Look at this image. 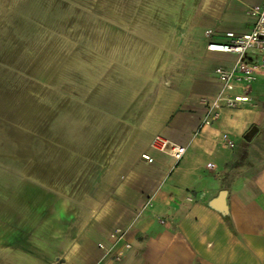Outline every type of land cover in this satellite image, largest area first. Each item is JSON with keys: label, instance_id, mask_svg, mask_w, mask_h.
I'll use <instances>...</instances> for the list:
<instances>
[{"label": "rangeland", "instance_id": "obj_1", "mask_svg": "<svg viewBox=\"0 0 264 264\" xmlns=\"http://www.w3.org/2000/svg\"><path fill=\"white\" fill-rule=\"evenodd\" d=\"M197 15L198 0H0V244L51 242L113 197L155 106L197 81Z\"/></svg>", "mask_w": 264, "mask_h": 264}, {"label": "crops", "instance_id": "obj_2", "mask_svg": "<svg viewBox=\"0 0 264 264\" xmlns=\"http://www.w3.org/2000/svg\"><path fill=\"white\" fill-rule=\"evenodd\" d=\"M261 4L264 0H198L197 81L170 89L155 106L142 127V148L113 197L83 220L73 217L69 228L54 231L51 242L0 244V264H56L58 258L96 264L104 255L99 244L112 245L110 234L118 227L126 229L131 248L108 264H264V72L249 91L252 103L223 107L206 124L203 103L220 89L215 69L230 67L236 58L208 51L209 42L225 39L229 31L250 32L256 17L249 9ZM246 58L258 61L252 53ZM155 135L186 147L180 161L151 148Z\"/></svg>", "mask_w": 264, "mask_h": 264}, {"label": "built area", "instance_id": "obj_3", "mask_svg": "<svg viewBox=\"0 0 264 264\" xmlns=\"http://www.w3.org/2000/svg\"><path fill=\"white\" fill-rule=\"evenodd\" d=\"M249 13L256 17L255 24L250 32L237 34L229 31L225 33V39H212L207 46L210 52L234 54L236 58L230 67L218 66L215 69L220 82V89L214 98L203 99V103L208 107V116L204 119L205 124L217 118L223 107L239 109L252 103L249 91L257 76L264 72V4L251 6ZM206 34L212 36L213 32L208 30ZM249 53L257 55L258 61H248L246 55ZM237 91H241L242 94H237ZM224 138L227 139V134H224ZM228 144L230 146L234 145L232 141H228ZM151 148L171 156L177 162L186 152L185 146L172 142L162 135H155L152 138ZM142 157L149 162L153 161L149 154H143ZM209 166L211 167L213 164ZM126 233V229L118 227L110 234L112 245L99 244V247L104 251V255L96 264H108V261L121 260L123 250L131 248V244L126 241ZM119 243H122L121 247L114 251ZM56 264L70 263L58 258Z\"/></svg>", "mask_w": 264, "mask_h": 264}, {"label": "water", "instance_id": "obj_4", "mask_svg": "<svg viewBox=\"0 0 264 264\" xmlns=\"http://www.w3.org/2000/svg\"><path fill=\"white\" fill-rule=\"evenodd\" d=\"M256 130H257V127H254L251 131H250V133H249V135L247 136V138L249 139L255 132H256Z\"/></svg>", "mask_w": 264, "mask_h": 264}]
</instances>
